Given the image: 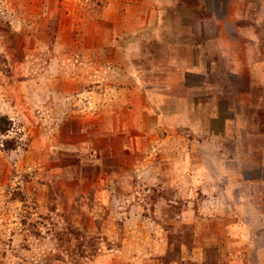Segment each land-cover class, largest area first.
Masks as SVG:
<instances>
[{
	"label": "rangeland",
	"instance_id": "rangeland-1",
	"mask_svg": "<svg viewBox=\"0 0 264 264\" xmlns=\"http://www.w3.org/2000/svg\"><path fill=\"white\" fill-rule=\"evenodd\" d=\"M0 264H264V0H0Z\"/></svg>",
	"mask_w": 264,
	"mask_h": 264
},
{
	"label": "trees",
	"instance_id": "trees-1",
	"mask_svg": "<svg viewBox=\"0 0 264 264\" xmlns=\"http://www.w3.org/2000/svg\"><path fill=\"white\" fill-rule=\"evenodd\" d=\"M0 130H1V132H2V129H1V127H0Z\"/></svg>",
	"mask_w": 264,
	"mask_h": 264
}]
</instances>
